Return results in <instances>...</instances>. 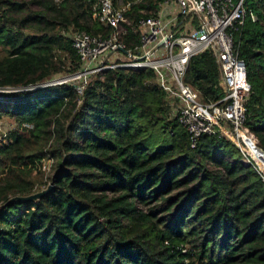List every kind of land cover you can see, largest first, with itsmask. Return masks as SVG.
Here are the masks:
<instances>
[{"label": "trees", "instance_id": "trees-1", "mask_svg": "<svg viewBox=\"0 0 264 264\" xmlns=\"http://www.w3.org/2000/svg\"><path fill=\"white\" fill-rule=\"evenodd\" d=\"M96 1L0 0V86L77 71L70 29L109 32ZM246 6L258 17L237 40L254 148L220 135L192 147L153 69H109L83 94L67 82L0 95V120L17 124L0 143V264H264V0ZM156 9L142 0L127 11L129 48L140 38L132 26ZM186 81L208 101L222 97L209 52ZM48 154L53 190L12 200L33 194Z\"/></svg>", "mask_w": 264, "mask_h": 264}, {"label": "built area", "instance_id": "built-area-1", "mask_svg": "<svg viewBox=\"0 0 264 264\" xmlns=\"http://www.w3.org/2000/svg\"><path fill=\"white\" fill-rule=\"evenodd\" d=\"M139 1H96L95 13L109 29L106 35L70 29L72 46L81 61L73 78L54 75L24 87L0 86V95L67 82L83 94L92 77L109 69H153L166 94L170 116L184 125L192 147L203 135L225 136L239 146L254 144L257 138L246 126V103L253 89L237 45L246 21L258 18L246 6L247 0H156L154 15L143 16L132 26L140 38L129 48L122 39L123 23L128 22L127 11ZM206 52L215 57L220 70L222 97L216 101H208L186 81L192 59ZM3 136L0 143L9 142ZM53 161L51 154L42 160L44 171L51 172Z\"/></svg>", "mask_w": 264, "mask_h": 264}, {"label": "rangeland", "instance_id": "rangeland-1", "mask_svg": "<svg viewBox=\"0 0 264 264\" xmlns=\"http://www.w3.org/2000/svg\"><path fill=\"white\" fill-rule=\"evenodd\" d=\"M29 7H31V8H34V7H32L31 5H29V4H27V6H26V8L27 9H25L26 11L27 10H29ZM4 53V51L2 50V48L0 47V56L2 55ZM79 70V69H78ZM78 70L77 71H74V72H72V73H60V74H58V75H55V77L56 78H58V77H62V78H73L74 76V74L73 73H77L78 72ZM76 81H78V80H76ZM17 127V124H16V122L14 121V120H12V119H9V118H3L2 120H0V140L1 139H3L4 138V136L3 135H6L7 137L9 136V134H10V132H11V130H15V128ZM7 137H5V139L7 138ZM4 139V140H5ZM245 162H246V164L248 163V160H245ZM42 171H43V174H44V177H43V181L42 182H39L38 184H36L35 185V187H34V189H33V192L32 193H37V192H39V191H41L42 189H45V188H47V184L49 183H47L46 182V180H47V178L49 177V173H50V171L49 172H46V171H44V169L42 168ZM45 183H46V185H45Z\"/></svg>", "mask_w": 264, "mask_h": 264}, {"label": "water", "instance_id": "water-1", "mask_svg": "<svg viewBox=\"0 0 264 264\" xmlns=\"http://www.w3.org/2000/svg\"><path fill=\"white\" fill-rule=\"evenodd\" d=\"M250 144H251V147L254 148V144H252V143H250ZM53 188H54V184H50L46 189H43L37 193H33V194L28 195V196H17V197H14L12 200H14V199H19L22 201L37 200V199H40L41 197L45 196L49 192H51L53 190Z\"/></svg>", "mask_w": 264, "mask_h": 264}, {"label": "bare ground", "instance_id": "bare-ground-1", "mask_svg": "<svg viewBox=\"0 0 264 264\" xmlns=\"http://www.w3.org/2000/svg\"><path fill=\"white\" fill-rule=\"evenodd\" d=\"M251 144H246V147L250 146Z\"/></svg>", "mask_w": 264, "mask_h": 264}]
</instances>
